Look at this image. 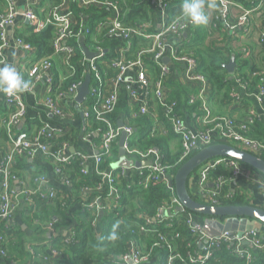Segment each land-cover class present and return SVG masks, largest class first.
<instances>
[{
    "label": "trees",
    "instance_id": "1",
    "mask_svg": "<svg viewBox=\"0 0 264 264\" xmlns=\"http://www.w3.org/2000/svg\"><path fill=\"white\" fill-rule=\"evenodd\" d=\"M115 1L121 6L123 23L126 28L131 29L147 24L149 27L145 29L144 33H154L158 30L157 21L159 16L154 3L155 0ZM161 1L168 4L167 18L169 21L182 16L181 5L184 0ZM231 1L240 3L247 8L251 7L249 0ZM59 2L60 0H45L43 6L40 8L41 11L38 13L39 17L45 18ZM206 3L209 4L211 2ZM208 4H205L204 11L209 17L208 22L210 25L208 26V23L206 25H195L190 30V42L183 45L177 53L180 56L190 57L196 62L194 73L203 76L208 83V91L206 93L208 103L223 110L224 108L228 109L234 102L242 104L241 98L239 99L235 93L233 81L238 82L240 86L244 87L246 94L252 95L259 85L262 84V81H264V70H259L256 64L252 63L250 65V61L246 58L243 50L239 52L235 51L229 45H225L223 40L222 42L216 40L215 32L217 31L222 34L225 26L218 20L212 21L210 19L211 8L207 7ZM70 9L74 13L77 27L74 29L68 43L74 48L75 55L72 57L69 66L65 65V63L63 64V68L65 69L63 79L60 81L54 77V86L51 92V96L54 99L57 98L59 93H69L74 85L84 81L88 73L91 75L93 82L95 73L91 70L90 63L85 59L80 45V39L84 37L81 34V30L84 27L87 26L91 30L90 35L84 37L85 45L90 49L98 47L108 51L105 58L96 60L97 71L104 78V82L117 74L116 70L111 68L109 60L117 57V50L119 48L126 47L123 53L124 58L126 61H132L137 58L140 52L150 51L153 46L150 40L137 35L130 36L127 42L121 41L118 38H107L105 37L106 30L99 32L97 28V23L101 20L102 16L97 17L96 23H88L86 20L91 15L92 18L98 15V9L82 8L74 2L70 3ZM5 11L6 4L3 0H0V15ZM258 12L261 13L260 20L264 29V8L258 10ZM27 30L26 33L16 34L14 40L20 38L25 43L36 48L35 55L31 56L32 64L34 65L45 58H51L53 61L55 55L54 42L58 36L55 27L48 26L40 32H34L28 26ZM1 31L0 44L2 43ZM209 35L211 36V42L206 44L205 40ZM258 42H260L259 39ZM127 44L128 46H126ZM260 46L264 53V45L260 44ZM232 55H235L237 69L233 81H230V76L227 73L225 65L230 62ZM154 56L155 54L153 53L143 56V63L148 70V79L153 82L157 79L160 72V68L153 61ZM26 80L30 83L33 81L27 78ZM130 90L127 85L122 88L118 106L110 116L111 122L115 126H118V115L120 113L124 114L126 120L130 122L129 125L134 130L136 129L127 139L128 146L132 149L140 150L157 148L163 156L162 163L165 166L172 167V170H169V175L174 177L177 170L184 163L179 162L182 149L177 154L172 155L169 151L168 141L164 139L158 130H155L153 118L149 116L132 118L128 108V92ZM169 97L171 100L176 101L175 95L169 93ZM186 103H190L189 97H187ZM179 105L178 102V109ZM192 106L196 107L199 104L197 103ZM5 111L8 114V117L4 120L6 122L11 112L7 106ZM157 114L161 118L159 122L161 123L162 121L166 125L167 131L172 133L169 123L160 109H158ZM5 122H0V136L9 141ZM256 128L263 130V137L255 133L254 129ZM99 129H104V125L96 121L95 118H92L86 128V133L93 134ZM249 136L253 140L264 142L263 124L258 121L252 127ZM77 137V135H73L71 132L54 137L50 141V154L63 149L64 144L71 145L75 143ZM7 152L2 151L0 154H6ZM197 152L199 150H196L192 156ZM50 154L47 157H51ZM101 155L102 163L99 166V170L108 172L111 170V164L116 162L119 157L118 141L112 144L109 153L104 154L101 152ZM261 158L264 160V156H261ZM89 164L92 165L91 168L88 167V164L85 166L82 164V160L78 157V154L73 155L69 164H59L62 176L58 177L62 183L66 181L70 183L69 187L65 185L69 192H57V196L54 199L42 198L40 195L36 196L35 218L41 221L42 224L52 222L55 226L56 234L48 238L41 226L34 227V230L42 238L39 241L41 245L32 246V254L28 251L26 252L28 240L21 229L12 223H0V235L4 237L2 248L7 254V263L20 261L25 256H31L29 260L32 261L34 259L33 264H125L121 258L130 250L129 244L131 242H134L138 249L148 254L151 261H157V264H166L171 254L186 258L189 252H194L195 249L198 250V247L195 245V236L186 224L187 218L185 213L182 216L180 215L181 212L173 209V211H169L170 215L166 214L164 217L157 218L159 208H169L171 206V194L162 180L154 179L145 188L140 184L141 177L135 172L122 175V170L113 171V175L117 178L115 188L120 196L116 203L111 200L114 196H109V187L105 185L102 177L97 174L93 163ZM14 167L17 170V166L13 165ZM24 167V164L21 163L18 169H24ZM84 170H87V175L83 173ZM148 173V171L145 172V174ZM227 176L228 172L225 168L216 169L210 179L211 183H213L211 185L216 190L215 202L207 203L205 200L200 202L214 206L248 205V202L241 196H229V185L225 184L217 189L218 178ZM153 177L155 176L153 175ZM99 184L104 186V190L100 192L96 191ZM95 197L100 198L99 206H91ZM77 203L83 205L82 210H74V206ZM25 208L30 220L29 215L32 211V206L25 201ZM168 222L171 223V227H166V223ZM97 223H99V232L96 229ZM144 226L148 231L146 234H142L141 232V228ZM63 228H70V233L67 237L62 234ZM112 233L116 234V239H111ZM160 235L165 236L163 242ZM46 240H48L52 248H56L62 253L59 259L50 260L49 262L40 259V256L47 255L48 253L44 245ZM170 247L173 248L172 252L169 250ZM246 248L252 251L250 246H246ZM172 264H183V262L180 259H176ZM206 264H245V261L232 254L225 247H220V249L214 252L213 258L207 261ZM253 264H264L263 251L255 258Z\"/></svg>",
    "mask_w": 264,
    "mask_h": 264
},
{
    "label": "built area",
    "instance_id": "2",
    "mask_svg": "<svg viewBox=\"0 0 264 264\" xmlns=\"http://www.w3.org/2000/svg\"><path fill=\"white\" fill-rule=\"evenodd\" d=\"M6 4V11L0 15V30H2V43L0 44V66L6 64V58L4 51L11 44L8 37V29L16 24L17 19L22 18L23 21L28 20V26L34 32H40L46 29L48 26H54L58 32V36L54 42V56H60L63 64L68 65L71 63L72 57L75 55V50L69 45V39L72 37L74 29L77 27L75 16L70 9V3L74 2L82 8H95L99 10V14L94 18L88 17L86 20L88 23H96L97 17L102 16L98 21V31L106 30L105 37L118 38L121 41L127 42L130 36L137 35L152 42V49L150 51H142L138 54L137 58L132 61H126L124 58V48L117 50V57L109 60L111 68L116 70L117 74L104 82V78L97 71L96 60L105 58V50L96 47V49H90L91 52L99 54L92 60H87L90 63L91 70L95 73V78L98 80V84L91 81L90 94L86 105H80L83 108V124L86 130L89 122L92 118L101 122L104 125V129H99L96 133L99 134L101 145L97 152L98 154H85L77 153L78 157L82 160V164L85 166L89 163H93L95 170L99 176L102 177L104 183L109 187V196L113 197L111 200L116 202L119 200V192L115 188L117 181L116 176L113 175V170L108 172H102L99 170V166L102 163V155L109 153L112 144L119 141L123 133L128 135V138L134 133V129L130 125H124L123 127L115 126L110 116L115 112L120 96L121 90L127 85L126 75L128 71L134 70L136 72L135 84L139 85L143 91L139 94L135 89H131L128 93L129 112L132 118H138L140 116H149L156 119V111L160 109L169 123L173 135L178 137L181 141L182 154L179 162H186L196 150H202L214 144H231L237 147L251 152L261 158L264 156V142L253 140L249 134L254 125L259 121V118L254 112L248 114L244 120L238 121L234 118L227 116H213L206 93L208 91L207 80L199 75L195 74L196 62L187 56H180L177 53L175 47L171 48L169 41L173 38H180L184 33L190 34V30L195 26L186 17L180 16L172 21L167 18L168 4L163 3L161 0H155V6L158 12L157 28L154 33H144L145 29L149 26L147 24L126 28L123 23V13L120 4L115 0H60L59 4L50 11L45 18L39 17L40 8L43 6L45 0H29L23 12L19 11L18 3L16 0H3ZM207 2H215L219 7V13H214L211 20H218L221 24L228 23L231 18L233 10H236L239 14L237 23L230 24L231 30L243 29L246 33L251 31L255 25L251 22L252 14L258 12L264 8V0H249L251 7L247 8L240 3L233 2L231 0H205ZM215 26V25H214ZM259 43L264 45V29L262 24L259 26ZM91 30L89 27H84L81 30L82 36L90 35ZM14 46L20 48L30 56H34L36 48L30 44L25 43L22 39L17 38L13 40ZM128 46V44L126 45ZM169 52L170 61L176 63H184L185 69V81L198 84L199 89L196 94L189 97V104H199L203 115L200 129L193 130L189 128L182 117L177 113L178 102L171 100L169 97V89L167 88V79L170 75L168 66L162 64L163 58ZM148 53L155 54L153 61L160 68L157 79L152 83L148 79V70L143 63V56ZM62 54V55H61ZM108 63V62H107ZM54 63L51 58H45L39 62H36L31 70L30 87L28 90L15 95H5L4 102L7 108L10 110L9 118L5 122L8 140L10 143V151L6 154H0V223L13 224L14 214L18 208L19 197L22 195L27 203L32 206L30 213L33 224L41 226L42 230L46 233V237L56 234L55 226L52 222L42 224L41 221L36 219V196L54 199L57 196V192L50 190L45 193H38L36 190H26L23 193H17L12 188V181L17 177L13 173V165L16 162V158H22L24 156L34 158L38 155L50 154V141L54 139L55 134L47 128H41L37 133L30 135L26 131L18 132L16 127L24 120L27 114V106L24 100V94L30 93L33 90L35 81H45L49 88V96L46 100L50 114L56 116H62L63 112L58 107L57 98H69L76 100L78 90L82 83L74 85L70 92L67 94L59 93L57 98H52L51 92L54 86L53 75ZM22 76V75H21ZM24 80L26 78L22 76ZM92 80V79H91ZM238 83V82H236ZM242 87V86H241ZM244 89V87H242ZM245 91V89H244ZM237 95V94H236ZM240 99L239 95H237ZM257 103L259 106H264V81L257 88ZM155 104V108L152 106ZM85 134L90 136L91 134ZM68 144H64L63 149L58 150L56 153H51V159L54 160L55 173L57 176H62L59 164H69L73 158V155L65 154V149ZM124 149L128 158L138 162H150L153 164L140 169H123L122 175L135 172L141 177V186L147 188L151 181L162 180L167 187V190L171 194V206L169 208L161 207L158 210L157 218L166 216L168 212L179 211L186 214V224L192 234L195 236V245L198 250L189 252L186 258H182L179 255H170L166 261V264H172L176 259H180L183 264H206L214 256V252L220 247H225L232 254L245 261V264H253L255 261L256 252H264V234L259 233L257 230L246 231L242 236L237 234L224 233L220 236H211L204 229L202 224L197 222L195 215L187 210L180 211L182 207L172 182L173 178L169 175V170L172 167L165 166L162 163L163 156L157 148H148L145 150L132 149L125 143ZM218 168H225L228 172L227 177H219L217 180V189L219 187L230 184L237 179H248L253 182H258L264 187V178L261 174H254L253 170L247 165L233 159L216 158L205 165H203L198 171V183L206 188L204 200L208 203H214L216 190L212 185V188L208 187L211 183L210 179L212 174ZM148 171V174L145 172ZM83 173L87 175V170ZM153 175L155 177H153ZM41 179V180H40ZM44 177L36 178L35 182L39 184L44 183ZM38 181V182H37ZM213 184V183H211ZM64 185L70 186L69 182H65ZM88 190V189H87ZM104 190L102 184L98 185L96 191ZM90 192V191H89ZM229 196L233 197V194L229 193ZM99 197H95L91 206H99ZM214 206V205H213ZM100 208V207H99ZM196 219V221H195ZM7 226V225H6ZM166 227H171V223H166ZM142 234H146L148 231L146 227L141 228ZM161 241L165 240V236L160 235ZM4 237L0 235V256L8 258L5 250L2 248ZM44 245L47 248V255L40 256L45 262L50 260L59 259L62 253L50 246L48 240ZM246 246H250L251 250H248ZM130 250L121 258L123 263L129 264H157V261L150 260V256L136 247L134 242L129 244ZM169 250L172 252L173 248ZM33 253V252H32Z\"/></svg>",
    "mask_w": 264,
    "mask_h": 264
},
{
    "label": "crops",
    "instance_id": "3",
    "mask_svg": "<svg viewBox=\"0 0 264 264\" xmlns=\"http://www.w3.org/2000/svg\"><path fill=\"white\" fill-rule=\"evenodd\" d=\"M16 1L18 3L19 11L23 12L29 0ZM206 2L207 1H205V4H208ZM211 3L215 4V7L210 9V19L214 15V10L218 11L219 13V7L217 6V4L215 2ZM260 14L261 13L259 12H255L252 14L251 22L255 25V27L251 31L246 33L243 29H230V24L237 23V19L239 16L238 12L236 10H233L231 18H229V24L225 23L224 32L220 34L216 31L215 36L217 37V41L222 42L223 40L224 44L229 45L233 50L238 52L240 50H243L245 52L246 58L250 61V65L252 63L256 64L259 70H264V53L262 52L261 46L258 42V28L261 25ZM25 26L28 28V24H26V22L23 21L22 18H19V21H17L16 24L9 30V33L11 35L8 37L11 45L5 49L4 56L6 58V64H11L22 76L30 80L31 70L34 66L32 64V58L29 54H27L20 48H17V46H14L13 42L14 36H16L17 34L16 30H23ZM27 31L23 33H26ZM189 37L190 34H188V38ZM185 40L186 39L184 38V36L180 38H173L169 41V45L171 48H176V46L180 42H184ZM165 57L170 58L169 52ZM53 63V75L56 79H59L61 81L65 74L62 58L60 56H54ZM166 66H168L170 71V75L168 76L166 85L169 89V93L175 95L176 101H178L180 104L177 111L178 114L182 117L189 128L193 130L200 129L202 127L201 120L203 115L201 108L199 106L195 107L189 103V105L186 103L187 97H191L197 93L199 85L185 81L184 75L186 65L184 63H176L174 61H170V63L166 64ZM135 79L136 72L134 70L128 71L126 75L127 86L130 89H135L139 92V94H141L143 89L139 85L135 84ZM151 82L153 83V81ZM33 85L34 87L32 92L24 94V100L27 106V114L24 120L16 127V130L18 132L26 131L30 134H34L39 130V127L40 129L45 127L53 132L55 134V137H59L63 134H68L71 132V134L77 135L78 137L75 143L68 145V147L65 149V154L70 155L81 152L92 155L97 153L99 151L100 136L98 133H93L90 136L85 134L86 130L84 128L83 119L81 117V113L83 111L82 106H78L76 101L73 99L57 98L56 103L60 110H62L63 115H52L50 114L46 102L49 96L48 85L45 81H35ZM233 87L235 89V93L241 98L242 104L234 102L228 109L224 108L223 110H220L218 109V107L209 103V107L213 116H229L236 120L242 121L248 114L254 112L259 118V122L264 126V106L261 107L257 103V90L252 95H248L246 94L244 89L238 83H236V81H233ZM152 106L154 108L156 107L154 103ZM5 108L6 105L4 102V97L3 94L0 93V122H4L5 118L8 117ZM155 114L156 116H158L157 111ZM125 117L122 113L118 115V126L120 123H122L123 125L130 124V122H128ZM153 120L155 130H158V132L161 133L164 139L168 141L169 151L172 153V155H175L179 151H181L180 139L174 136L171 132L167 131L166 125L163 124L162 121L161 123L159 122V120H161L159 116L158 118ZM134 131H136V129ZM254 131L255 133L259 134L260 137H263L262 129L256 128L254 129ZM0 149H2V151H10L9 141L5 140L1 136ZM21 163L24 164L25 167L24 169L19 170L18 166L21 165ZM14 166H17V170L15 167L13 168V173L17 178L12 181V188H14L17 193H23L24 191L29 189L36 190L38 191V193L45 194L50 190L63 193L69 192L68 188L64 185V183L60 181L59 177L54 171V160L50 157H47L46 155H38L34 158L27 156L16 158ZM88 167L91 168L92 165L88 164ZM252 170L254 174H258L257 171H255L254 169ZM38 177H44L45 182L39 184L40 181H37L38 183L33 181ZM262 177L264 178L263 175ZM209 185H211V183H209ZM228 185L230 188V193L233 194V196H241L248 202L249 205L264 209V187L258 182H253L248 179H237L232 181ZM188 187L190 193L192 194V196H194V198L204 200L203 197L205 195L206 188L198 183V174H195L190 179ZM82 208L83 205L81 203H77L74 206L75 211H80L82 210ZM29 217L30 220L28 218V214L26 213L25 199L21 195L19 197L18 208L14 214L13 224L21 229L26 235V238L28 240V242L26 243V252L28 251L30 252V254H32V246L41 245V242L39 241L41 240L42 236L38 235L34 230V227L36 226L32 222L31 215H29ZM96 229L99 232V223L96 224ZM256 229L259 233L264 234V226L256 225ZM69 233L70 228L62 229L63 236L67 237ZM259 255L260 252L255 253V257ZM29 258H31V256H25V258L20 259V261L7 263V259L0 256V264H33L35 260L31 259L32 261H30Z\"/></svg>",
    "mask_w": 264,
    "mask_h": 264
},
{
    "label": "water",
    "instance_id": "4",
    "mask_svg": "<svg viewBox=\"0 0 264 264\" xmlns=\"http://www.w3.org/2000/svg\"><path fill=\"white\" fill-rule=\"evenodd\" d=\"M19 21V19L17 20ZM16 21V22H17ZM29 24V21H25ZM225 26V24H223ZM12 27L8 29L9 30ZM11 34L9 33L8 36ZM185 39H188V34H183ZM80 45L85 54L87 60H92L98 57L99 54L91 52L84 43V37L80 39ZM105 54L108 53L106 50ZM163 64H169L170 58L164 57L162 60ZM230 81H233L234 74L237 69V63L235 61V55H232L230 62L225 65ZM91 75L88 73L78 90L76 97V103L78 106L83 105L87 102L90 94ZM83 118V114L81 113ZM122 123L119 127H123ZM128 135L123 133L119 139V158L116 162L111 164V170H123V169H140L153 164L150 162H138L131 160L127 157L124 149L125 143L127 142ZM98 153H95L97 155ZM216 158H227L241 162L244 165L257 171L259 174L264 176V160L257 155L252 154L246 150L236 147L231 144H214L206 147L186 162L177 170L175 176L172 178V182L176 191V195L182 205L180 211L184 209L193 213L199 224H202L206 232L211 236H220L224 233L237 234L242 236L246 231L257 230L256 225L264 226V209L255 207L252 205H229V206H213L203 204L198 198H194L189 191L190 179L198 174L199 169L208 163L209 161ZM208 187L212 188V185ZM170 215V212H168ZM129 264H133L130 262Z\"/></svg>",
    "mask_w": 264,
    "mask_h": 264
},
{
    "label": "clouds",
    "instance_id": "5",
    "mask_svg": "<svg viewBox=\"0 0 264 264\" xmlns=\"http://www.w3.org/2000/svg\"><path fill=\"white\" fill-rule=\"evenodd\" d=\"M208 8H214L215 4L209 3ZM205 0H184L181 5V15L186 17L194 25H206L209 17L204 11ZM30 87V82L24 80L17 69L11 64L0 66V93L15 95L25 92ZM111 239H116V234H111Z\"/></svg>",
    "mask_w": 264,
    "mask_h": 264
},
{
    "label": "rangeland",
    "instance_id": "6",
    "mask_svg": "<svg viewBox=\"0 0 264 264\" xmlns=\"http://www.w3.org/2000/svg\"><path fill=\"white\" fill-rule=\"evenodd\" d=\"M214 13L217 14V11H214ZM209 25H210V24H209V22H208V26H209ZM25 31H27V27H26V26L23 28V30H17V34H22V33L25 32ZM210 39H211V36H210V35L206 37V40H205L206 44H208V43L211 42ZM190 40H191V37H189L188 39H186L184 42H180V43L176 46L177 51H179V50L182 48L183 45H185L186 43H189ZM93 83L98 84V80L95 78V76H93ZM86 103H87V102H86ZM86 103H84L83 105H86ZM248 167H249V166H248ZM249 168H250V167H249ZM174 176H175V175H174ZM180 215L184 216L183 213H180Z\"/></svg>",
    "mask_w": 264,
    "mask_h": 264
}]
</instances>
